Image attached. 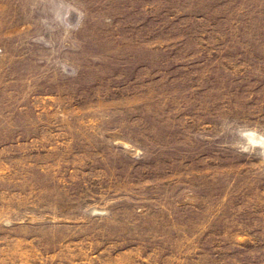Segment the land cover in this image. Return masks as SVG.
Wrapping results in <instances>:
<instances>
[{
    "label": "rangeland",
    "instance_id": "rangeland-1",
    "mask_svg": "<svg viewBox=\"0 0 264 264\" xmlns=\"http://www.w3.org/2000/svg\"><path fill=\"white\" fill-rule=\"evenodd\" d=\"M261 136L264 0H0V264H264Z\"/></svg>",
    "mask_w": 264,
    "mask_h": 264
},
{
    "label": "clouds",
    "instance_id": "clouds-1",
    "mask_svg": "<svg viewBox=\"0 0 264 264\" xmlns=\"http://www.w3.org/2000/svg\"><path fill=\"white\" fill-rule=\"evenodd\" d=\"M69 27L75 28L76 25H70ZM253 147H259L261 149V151L258 153V155L264 157V136L259 137L258 140L253 145ZM245 150H247V149H245Z\"/></svg>",
    "mask_w": 264,
    "mask_h": 264
}]
</instances>
